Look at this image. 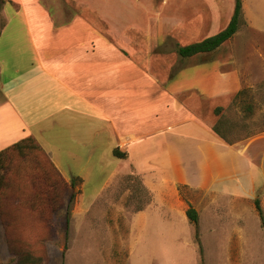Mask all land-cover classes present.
Wrapping results in <instances>:
<instances>
[{
	"label": "rangeland",
	"instance_id": "rangeland-1",
	"mask_svg": "<svg viewBox=\"0 0 264 264\" xmlns=\"http://www.w3.org/2000/svg\"><path fill=\"white\" fill-rule=\"evenodd\" d=\"M213 1L193 0L203 6L202 27L198 33L187 34L181 18L191 13L181 11L180 0H150L153 35L161 36H154L156 52L166 53L175 64L178 48L224 31L231 21L224 16L228 3L223 8ZM243 2L239 31L223 51L233 54L234 69L230 70L243 81L246 95L222 108L225 118L235 125L231 138L249 145L244 155L222 145L205 148L204 160L191 169V163L170 158L176 143L168 147L163 138H150L138 143L144 147L140 152L132 149L126 160L112 153L99 154V150L86 169L77 164L70 172L65 157V165L61 163L64 178L70 182L79 177L83 184L77 179L74 189L60 194L55 205L45 209L43 197L34 199L37 187L21 190L16 185L0 209V264H18L26 254L34 255L40 264H264V232L255 207V200L260 199L264 211V0ZM134 4L133 0H0V32L8 24L0 43V53L9 60L5 71L12 74L14 65L21 67L19 59L7 53L23 25L19 7L31 22L38 18L51 37L54 32L45 8L53 13L65 8L71 17L90 5L124 38L134 20ZM22 34L27 37V30ZM24 50L28 53L22 65L30 67V45ZM242 99L251 104V113ZM175 106L172 99L173 114ZM217 122L215 117L214 125ZM13 161L16 168L23 163L16 154ZM33 200H38L35 210L24 204ZM190 207L199 213L198 226L187 217Z\"/></svg>",
	"mask_w": 264,
	"mask_h": 264
},
{
	"label": "crops",
	"instance_id": "crops-1",
	"mask_svg": "<svg viewBox=\"0 0 264 264\" xmlns=\"http://www.w3.org/2000/svg\"><path fill=\"white\" fill-rule=\"evenodd\" d=\"M149 1L133 0L134 20L124 38L90 5L71 17L65 8L55 9V13L45 8L54 32L51 37L38 18L31 22L19 7L23 25L7 53L18 58L21 67L14 65L12 74L6 72L9 60L0 53V152L33 137L62 176L65 157L70 172L77 164L86 169L99 150L107 155L119 149L128 159L132 149L140 152L144 147L138 143L150 138H163L168 147L176 143L170 158L191 163V169L204 160L205 148L222 145L244 155L249 149L246 142L228 145L212 132L215 110L228 107L244 86L234 76L233 54L223 51L230 41L213 53L190 58L191 62L179 58L176 51L174 58L179 60L173 64L166 53L156 52L153 43L161 36L153 35ZM180 1L181 11L191 13L189 18H181L187 34L198 33L204 15L202 4ZM216 1L223 8V3H228L224 16L231 20L235 0H215L213 4ZM4 27L0 43L8 24ZM25 30L27 37L22 36ZM29 45L33 61L25 67L22 58ZM178 62L180 67H176ZM172 99L177 105L174 114ZM151 145L157 152L156 143Z\"/></svg>",
	"mask_w": 264,
	"mask_h": 264
},
{
	"label": "trees",
	"instance_id": "trees-1",
	"mask_svg": "<svg viewBox=\"0 0 264 264\" xmlns=\"http://www.w3.org/2000/svg\"><path fill=\"white\" fill-rule=\"evenodd\" d=\"M1 10L2 6H0V12ZM242 16L243 0H235L234 15L228 27L221 33L200 43L178 48L179 56L184 59H190L202 54H210L217 51L238 33ZM244 95H246V91H240L233 103H236V100H240L242 97L244 98ZM241 101L242 105L246 107L245 110L247 113H251V104H247L245 99ZM223 112L224 109L222 107L215 110V116L218 118V122L212 127V132L226 144L234 145L238 141L235 138H231L235 125L225 118ZM262 132L263 130H261V133ZM14 154L23 159V163H20L18 168H16L13 161ZM114 156L120 159H127V154L121 153L119 149L114 150ZM131 177L133 178L136 176ZM135 179L138 180L139 177ZM139 181L140 180H138V182ZM16 185L21 186V190L34 189L37 187L35 191L38 195L36 194L34 199L43 197L45 201L42 202V206L45 209L47 207L52 208L55 205V200L59 198V195H66L70 189L76 187L77 183L76 179L68 183L37 140L33 137H29L0 152V209L3 208ZM40 191L42 193H40ZM37 203L38 200H33L31 202L26 201L24 204L28 207H32V210H35V204ZM255 207L264 232V211L260 199L255 200ZM187 217L192 224L198 226L199 214L194 208L190 207L187 210ZM198 243L199 245L201 244L200 242ZM201 254L203 255L202 247ZM18 264H40V260L32 254H26L20 258Z\"/></svg>",
	"mask_w": 264,
	"mask_h": 264
}]
</instances>
